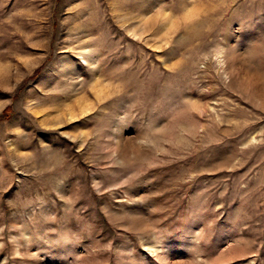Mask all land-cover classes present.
<instances>
[{"label": "rangeland", "instance_id": "rangeland-1", "mask_svg": "<svg viewBox=\"0 0 264 264\" xmlns=\"http://www.w3.org/2000/svg\"><path fill=\"white\" fill-rule=\"evenodd\" d=\"M0 264H264V0H0Z\"/></svg>", "mask_w": 264, "mask_h": 264}]
</instances>
